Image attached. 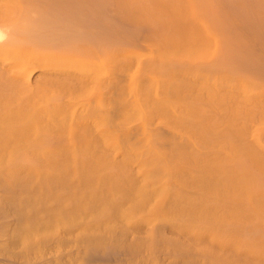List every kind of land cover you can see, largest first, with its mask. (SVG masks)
Returning a JSON list of instances; mask_svg holds the SVG:
<instances>
[{
	"label": "bare ground",
	"instance_id": "1",
	"mask_svg": "<svg viewBox=\"0 0 264 264\" xmlns=\"http://www.w3.org/2000/svg\"><path fill=\"white\" fill-rule=\"evenodd\" d=\"M182 1L186 2L187 10L174 9L176 13L189 11L200 16L212 12H207L209 4L203 8L204 0L203 7L195 0ZM209 1L214 7V2L206 0ZM109 3L108 0H0V264H70L68 258L73 256L85 259L84 264H121L128 254L152 245H161L167 253H172L173 258L162 264H191L190 251L197 239L193 237L200 234L191 231H203L207 224L230 228V224L239 221L240 234L264 237L263 212L251 222L243 206L233 207L230 197L216 191L223 178L256 188L264 184V158L260 155L264 150L257 140L259 136L264 138V120L260 126L252 125L255 116L264 119V96L255 92L264 88L263 40L259 42L252 35L255 39L250 40L249 47L247 41L244 44L240 39L234 43L232 40L238 39L231 33L235 38L231 37L230 41L225 34L228 38L223 36L222 44L218 45L209 36L214 48L198 63L203 75H194L203 79L205 86L208 116L201 128L202 119L192 109L182 110L184 115L179 117L170 102L158 98L156 88L152 101L143 99L148 98L147 81L157 87L158 82L171 78L169 68L184 64L193 51H202L197 40L180 35L174 42H161L138 57L122 53L120 66L112 65L115 51L112 44L115 39L123 43L125 38L115 37L111 18L103 15L108 12ZM136 58L135 67L129 69L126 62L133 63ZM125 76L130 79L127 88L120 85ZM124 93L132 100L124 97ZM128 102L133 105L130 110ZM192 102L193 107L200 103L198 99ZM159 105L168 109L164 113L170 111L178 116L177 122L192 123L193 127H166L170 117L161 114ZM222 112L230 115L224 119ZM148 124L155 125L159 139L166 137L159 143L177 158V174H192L190 185L182 178L178 183L170 181V186L162 190L164 195H159L158 203L145 208L146 214H154L151 220L144 215L142 222L138 218H131V223L118 221L117 225L130 229L129 235L117 234L116 228L106 238H63L58 232L54 235L47 224L49 217L43 214L38 216L42 220L40 225L23 229L22 218L31 214H23L22 198L31 207L40 206L52 177L30 174L32 163L101 159L112 146L102 129L108 133L111 125L140 129ZM202 130L204 134L200 133ZM129 133L136 135L139 131ZM103 137V143L97 144V139ZM200 141L206 145L201 146ZM219 141L232 144L225 158L222 155L228 151L221 148L216 150L220 156H213ZM145 154L153 156V167L138 164L137 174H144L142 179L148 186L151 176L145 174L163 171L167 165L157 153ZM198 166L205 168V175H193ZM210 169L213 174L208 173ZM119 175L105 174V177ZM104 182L109 188L130 186L128 181ZM155 191L154 187L147 190L142 186L137 195L141 201ZM122 198L114 197V206L105 209L110 216L114 207L123 203ZM222 198L226 203L219 208L208 210L201 206ZM253 202L264 210V201L258 198L252 201L249 196L244 202L239 201L246 205ZM96 218L101 221L100 215ZM65 230L71 231L70 225L63 226Z\"/></svg>",
	"mask_w": 264,
	"mask_h": 264
},
{
	"label": "rangeland",
	"instance_id": "2",
	"mask_svg": "<svg viewBox=\"0 0 264 264\" xmlns=\"http://www.w3.org/2000/svg\"><path fill=\"white\" fill-rule=\"evenodd\" d=\"M108 1L111 4L109 3V8L107 7L108 12L106 11L107 13H103V15L105 14L106 17L111 18V20L109 19L110 23H112L110 27L115 37L120 38L121 36L125 38L123 43L122 40L117 43V39H115L116 43L112 44V46L114 45L112 48H115L112 54L114 59L112 65L120 66L118 60L122 53L134 54V56L138 57L146 53L147 49H154L161 42H174L175 38L180 37V35L188 36L190 40H197V45L202 47V51H193L187 57L184 64L175 68L171 66L172 68H169L171 78L158 82L157 87L149 81L146 84L144 83L146 88L144 89L148 94V98L143 99H147L149 102L152 101V93L156 88L158 98L170 102L176 108L179 117L184 115L181 113L182 110L192 109L194 111L193 114L198 119H202L201 128L206 125L205 118L208 116L204 105L206 99L203 93L205 86L203 79H198L194 75H203V69L198 63H201L202 57L214 48V41L210 40L209 36L214 37L218 45L222 44L221 40L225 34L229 35V39L235 34L238 40H242V43L248 42L246 45H249V47L252 45L250 40L255 38L256 40L259 38V42L263 40L261 43L264 45V0H212L215 4L214 7L218 10L213 7V4L211 6L210 1L207 3L204 0L205 6L203 7L204 3L202 2V5V0H195L203 8L209 4L206 7L209 8L207 12L212 10L214 13L215 11L214 14L212 12L209 15L201 13L200 16L192 15L189 11L186 13H176L174 9H177L178 12L180 10H187V4L182 0ZM205 10L203 9V11ZM102 11L100 10L99 12ZM207 12L206 14L209 13ZM225 26L228 27L226 28L227 31L230 29L228 32H225ZM234 26H236V29L233 28ZM175 28L177 32L174 31L176 30ZM235 31H239L238 34ZM228 35H226L227 38ZM246 35L249 41L246 40ZM226 36L224 37L226 38ZM234 40H232L234 43L240 42V40ZM136 61L137 58L133 63L130 61L126 62L127 67L129 69L134 68ZM126 72L129 73L130 71L127 70ZM184 73L187 75L184 76ZM129 80L125 76L120 85L127 88ZM195 92H198V94ZM255 92L259 96H264V88H259ZM124 94L123 96H127L129 101L130 99L132 100V97L126 93ZM195 99L200 101L197 107H193L192 101ZM132 106V102H128L127 109L130 110ZM159 107L162 111L161 114H167L164 113V111L168 110L167 108L162 105H159ZM263 112L262 117L264 116ZM229 115L222 112L224 119ZM167 117H170V122L167 123L168 125L165 124L166 127H173L175 125L193 127L192 123L177 122L178 116L170 113V111ZM253 119L252 125L254 127L263 124L262 120L264 119L257 116ZM222 123L223 121L218 126L221 127ZM104 130L102 129L101 132L107 134L108 142L112 143V146L108 154L101 159L79 161L69 158L45 162L37 161L31 164L33 167L28 169L30 174H49L52 177L49 181L48 191L45 194L46 199L40 206L31 207L22 198L23 214H31V217L22 218L21 224L23 229L27 227H32L33 229L37 225H40L42 220L38 219V216L43 214L49 217L47 221L49 231L54 232V235H57L56 232H58L63 238H66V236H78V239L84 236H86L84 238H91L93 236L106 238L110 234L115 233L114 230L116 228L117 234L127 236L130 229L117 225L118 221L125 223L129 222L131 218H138L142 222L144 215H147V219L151 220L154 214H146L145 208L158 203L159 195L160 197L164 195L162 190L170 186V181L178 183L182 178L183 181L188 180L189 185L191 184L189 181L192 174H177V158L169 155L167 148L159 143V141H164L166 137L159 139L155 135V131H157L155 125L148 124L140 129L131 128L129 125H111L108 128V133L104 132ZM133 131H139V133L136 135L129 133ZM200 133L204 134L203 130ZM103 139L104 137L98 138L97 144H102ZM257 140L261 143V150H264V138L259 136ZM200 143L201 146L206 145L204 141H200ZM219 148L223 152L228 151L222 155L225 158L232 148V144L229 142L223 143L222 141L217 142L214 147L215 155L213 156H220V153L216 151ZM208 149V147L207 149L205 148V150ZM148 151L157 153V156L162 158L167 166L163 171L162 169L156 170L155 174H145L146 176H151V182L146 186L144 185L145 181L142 179V175L144 174L137 173L140 171L138 164H143L147 168L153 167L151 164L153 156L145 154ZM260 155L264 158L263 151L260 152ZM200 157L203 158V154ZM196 168L193 175H205V168L199 166ZM208 173L213 174L211 169ZM105 174L121 175L112 178L105 177ZM109 180L128 181L130 186L128 188H114L110 186L109 188L106 185L107 183L104 182H108ZM220 180L221 184L216 191L227 198L230 197L233 207L243 206L245 216L252 218L251 222L261 212L264 213V210L255 206L254 202L251 205L239 203L241 199L244 202L249 196L252 201L258 198L260 202H263L264 199L260 195L264 196V184L256 188L251 184L245 185L241 181H230L225 178ZM125 184L127 183L125 182ZM142 186L147 190L154 187L156 191L153 195L150 193L140 201L137 191H139V187L141 190ZM192 186H195V184ZM114 197H123L124 199L122 198L121 200L124 201L122 204L118 203L114 207V212L110 216L105 209L110 208L111 205L114 206L112 201ZM222 203H226L223 201V198L221 201L219 199L213 200V204L205 202L201 206L208 207L206 209L211 210V207L219 208ZM155 214L159 215L158 213ZM98 215H100L101 221H98L96 218ZM216 216H219V211L216 212ZM240 224L241 222L239 221L233 222L230 224V228H219L207 224V227L203 231H191V233H200L195 234L193 237V239H197L192 243V250L190 251L191 264H264V237L244 236L240 234L238 230ZM65 225H70L71 231H63V226ZM32 229L29 230L31 231ZM77 243L78 245L80 244V242ZM81 255L84 256V254ZM170 255L172 253H167L161 245L142 246L135 252L128 254L121 264H162L173 258ZM68 259L70 264L85 263V259L82 257L73 256Z\"/></svg>",
	"mask_w": 264,
	"mask_h": 264
}]
</instances>
